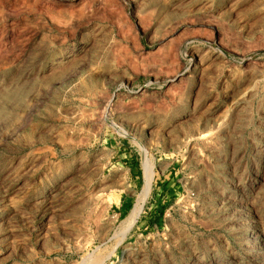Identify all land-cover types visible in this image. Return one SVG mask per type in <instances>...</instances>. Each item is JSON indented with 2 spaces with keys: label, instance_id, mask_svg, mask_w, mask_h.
I'll use <instances>...</instances> for the list:
<instances>
[{
  "label": "rangeland",
  "instance_id": "rangeland-1",
  "mask_svg": "<svg viewBox=\"0 0 264 264\" xmlns=\"http://www.w3.org/2000/svg\"><path fill=\"white\" fill-rule=\"evenodd\" d=\"M0 264H264V0H0Z\"/></svg>",
  "mask_w": 264,
  "mask_h": 264
},
{
  "label": "crops",
  "instance_id": "crops-1",
  "mask_svg": "<svg viewBox=\"0 0 264 264\" xmlns=\"http://www.w3.org/2000/svg\"><path fill=\"white\" fill-rule=\"evenodd\" d=\"M136 163L125 164L122 169L128 174V181L131 184H140L143 181V174L139 168H136Z\"/></svg>",
  "mask_w": 264,
  "mask_h": 264
},
{
  "label": "bare ground",
  "instance_id": "bare-ground-1",
  "mask_svg": "<svg viewBox=\"0 0 264 264\" xmlns=\"http://www.w3.org/2000/svg\"><path fill=\"white\" fill-rule=\"evenodd\" d=\"M200 138H201V137H200ZM146 171H147V172H145V173H146V174H145V176H146V178H145V183H146V191H147L148 188H149V185H150L151 179H152V173H151L150 169H147Z\"/></svg>",
  "mask_w": 264,
  "mask_h": 264
}]
</instances>
